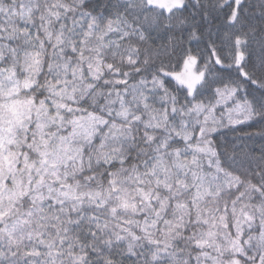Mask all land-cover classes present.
Returning a JSON list of instances; mask_svg holds the SVG:
<instances>
[{
	"label": "snow or ice",
	"instance_id": "6c2138e0",
	"mask_svg": "<svg viewBox=\"0 0 264 264\" xmlns=\"http://www.w3.org/2000/svg\"><path fill=\"white\" fill-rule=\"evenodd\" d=\"M0 264H264V0H0Z\"/></svg>",
	"mask_w": 264,
	"mask_h": 264
}]
</instances>
